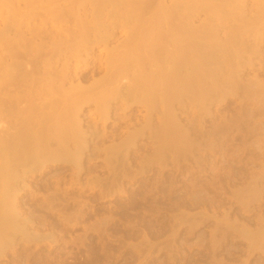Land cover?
<instances>
[{"label":"bare ground","instance_id":"bare-ground-1","mask_svg":"<svg viewBox=\"0 0 264 264\" xmlns=\"http://www.w3.org/2000/svg\"><path fill=\"white\" fill-rule=\"evenodd\" d=\"M86 9L90 19L81 12ZM65 15L76 26L73 40L55 28ZM95 47H104L105 56L92 61ZM97 62L104 74L85 86L83 72ZM261 75L264 0H0V259L21 245L54 243L53 233H41L43 214L68 220L70 204L82 197L71 188L103 195L120 189L135 178L126 165L147 143L143 167L170 159L181 167L217 165L218 148L253 156L246 169L233 161L238 168L231 174L217 169L213 175L228 186L230 201L255 216L251 228L238 215H224L231 236L248 237L250 246L264 239V209L256 207L264 201V169L254 170L260 137L250 129L260 124L257 111L264 107ZM138 108H144L143 123L125 125L118 135L108 129L121 128L120 120L130 121ZM102 154L109 177L85 183L84 175L94 174L86 165ZM68 172L66 188L59 175Z\"/></svg>","mask_w":264,"mask_h":264},{"label":"rangeland","instance_id":"rangeland-1","mask_svg":"<svg viewBox=\"0 0 264 264\" xmlns=\"http://www.w3.org/2000/svg\"><path fill=\"white\" fill-rule=\"evenodd\" d=\"M121 11L123 12V9ZM81 12L85 13L87 18L90 19V9L82 10ZM72 19L65 15L61 19L63 23L55 27L57 30L62 29L65 31L62 35L67 40H73L75 36L76 26L73 21H70ZM117 36H121V39H123L125 33L119 31ZM100 55L102 58L105 56L104 47L93 48L91 60L98 59ZM74 63V60H72L71 65L74 66ZM96 65V67L88 68L86 72H83L85 76L83 84L85 86H89L97 78L103 76V70L101 71L98 67L99 62ZM75 71L77 70L71 67V72ZM261 77L264 78L262 75ZM126 79L125 77L122 78L119 83H123ZM239 107V105L237 107L232 106V109L236 111ZM263 109L264 107H260V110L264 111ZM227 110L225 109L223 112ZM260 110L258 109L259 113L257 111L260 124L257 123V127L253 126V124L250 126V129L256 131L257 134L259 133L258 136L260 137V140L257 137L259 141H257V138L254 139V141L256 140L260 143L259 147H261V150L258 149L256 151V154L260 155L256 159L257 166L254 167L256 171L264 169V112ZM131 114L132 118L130 121L122 122L123 120H120L121 125H123L121 128L108 127V129L116 131L118 135L121 132L120 129L126 131L128 127H125V125L130 127L145 121L144 108L135 109ZM113 119L119 121L118 118ZM89 120V117H87V121ZM153 123H155L154 120ZM239 137L242 139V135ZM113 138L114 136L105 139L102 145L103 148H108L112 145ZM240 138L238 143L241 140ZM150 144L147 143L143 150L134 154L130 166L126 165V169H129L134 174L132 176L135 177V180L129 176L128 179H125L126 181H123V186L120 189L118 187L111 190L110 193L105 192V196L99 190L98 192H95L97 190L91 192L85 190L83 193L80 192L81 189L79 187L76 188V191L71 190V188L70 193L73 191V196L78 195L77 198L82 196L81 199L83 200L81 201L78 198L80 202L70 204L71 206L66 212L69 217L68 220H65V217L62 216L58 217V213H54L55 216L53 213L46 214V216L43 214L44 217L41 215L47 220L43 219L46 225L43 224L44 227L41 228V233L48 235L53 233L54 243H51L50 240H45L40 243L41 245L30 243L18 246L19 248H15L14 251L8 249L5 254L6 257L4 256L5 258L0 259V264H264V239L250 246L248 237L244 238L236 234L231 236L232 234L229 233V229L226 226V215V217L229 216V219L231 216V220H234L238 215L239 218L238 216L236 218L242 220H240V223L249 227H251L249 222L254 220L255 216L245 214V210L241 209L240 205L230 201L233 199L229 196L228 186L225 182L223 185H219L221 181L218 178L219 175L216 176L218 170L220 174H226L230 171L233 172L238 167L246 169L245 163L249 162L248 159L253 156H238V154L233 153L234 150L232 149L224 150L218 148L216 156L213 155V157L216 159V164L218 165L219 163L221 167L213 165L212 161L203 162L204 164L202 163L201 165L185 162L188 165L183 163L185 165L181 167L174 164L171 159L168 160L170 163L165 165L166 167L159 164L143 167L140 164V160L143 159L145 149L151 147ZM230 153L235 157L230 159ZM224 154H228L227 160H224L231 162L228 165L223 162L222 156ZM104 157L105 154L97 156L95 160L86 165L94 174H91L92 176L84 175L85 183L89 179L95 178L96 175L101 179L109 177L110 169L103 163ZM233 161L240 166L238 165L237 167L236 164L233 166ZM240 161H242V165L239 163ZM141 168H144L143 171L146 173L139 174L142 171ZM224 170L225 173L223 172ZM198 172L203 174H198ZM54 173L56 174V172ZM213 173H216L215 177L218 178V181ZM59 176H62L63 183L66 180L63 187L65 185L67 188L69 181H71L69 178L71 176L70 172ZM194 177L198 179L196 180ZM205 177L209 182L212 180L211 184L214 181L216 182L212 186H210L211 184L207 185L208 181L204 180ZM216 183H218L219 189ZM192 184L196 187L192 188ZM185 185L189 188H186ZM198 185L201 188L204 186V189L209 190L207 191L209 194H207L206 189H198ZM191 188L192 191L190 190ZM42 194H44V191L39 192L40 196ZM84 194L86 195L85 197ZM217 194L220 195L218 196ZM40 196L38 199H40ZM208 196L210 198H207ZM38 199L37 202H39ZM260 203L256 207L259 206L260 210L264 209V201H262L263 204L261 203L260 205ZM234 205L238 207L234 208ZM239 207L241 208L239 209ZM80 211H82L81 215L79 214ZM82 213L84 216H82ZM67 221L70 223H67ZM251 228H253V225ZM19 250H23V254H25L19 260L20 262L17 261V254L22 253Z\"/></svg>","mask_w":264,"mask_h":264},{"label":"flooded vegetation","instance_id":"flooded-vegetation-1","mask_svg":"<svg viewBox=\"0 0 264 264\" xmlns=\"http://www.w3.org/2000/svg\"><path fill=\"white\" fill-rule=\"evenodd\" d=\"M111 122H113V120H111ZM122 122H124V121H122Z\"/></svg>","mask_w":264,"mask_h":264}]
</instances>
